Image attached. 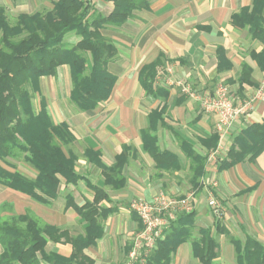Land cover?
Returning <instances> with one entry per match:
<instances>
[{
  "label": "crops",
  "instance_id": "obj_1",
  "mask_svg": "<svg viewBox=\"0 0 264 264\" xmlns=\"http://www.w3.org/2000/svg\"><path fill=\"white\" fill-rule=\"evenodd\" d=\"M98 1L103 5L101 10H96L94 2L97 1L91 0L95 11L108 15L111 2ZM53 2L51 0L52 5ZM147 3V8L134 11L121 26L100 29L116 48L114 59L107 64L116 82L106 101L93 109H78L70 99V68L66 64L59 65L54 75L38 78L36 98H32L33 109L37 112L42 101L53 124L68 125L75 139L67 149L77 156L75 170L79 178L73 183L61 178L57 197L48 202L34 200L0 183V218L30 211L70 237L83 236L87 222L74 208L67 206L66 200L71 197L76 205L82 206L94 198L91 185L101 187L109 201L101 200L98 205L114 211L101 220L102 235L82 252L93 264H123L130 238L140 226L139 218L129 209L130 200H149L158 191L172 195L177 183L186 179L182 184L189 185L194 193L191 200L194 222L189 238L170 253V264H201L193 251V242L200 240L199 230L203 228H211L217 241L218 254L211 264H234V246L225 234L215 233L214 218L204 196L208 186L216 183L215 194L224 206L221 223L229 235L241 240L250 236L264 244V150L252 161L218 169V160L226 155L233 137L253 122L264 120V95L255 100L245 116L232 124L222 141L220 153L214 154L217 145L209 146V138L216 134V116L203 112L197 102L182 95L175 85L159 83L157 85L167 93L148 95L140 82L139 72L143 66L159 59L160 64L174 66L169 75L171 81L180 78L203 88L209 81L225 80L234 99L250 97L264 78V69L252 53L260 52L264 45L253 39L246 28L231 23V14L249 5L250 1L147 0ZM14 4L24 6L27 0H0L6 14ZM52 5L42 11L17 8L15 16L45 12ZM68 33L69 37L74 36L70 43L78 41V35ZM87 63L90 64L89 53ZM244 66L250 68L252 85L240 83ZM145 133L153 136L156 147L168 153L172 160L158 158L162 164H157V159L145 147ZM93 152L104 166H111L119 155H125L126 162L120 172L124 183L121 187L105 183ZM194 156L205 158L200 187H194L192 182ZM231 205L237 210L233 221ZM46 250L67 258L72 253V245L64 239L49 240Z\"/></svg>",
  "mask_w": 264,
  "mask_h": 264
},
{
  "label": "trees",
  "instance_id": "obj_2",
  "mask_svg": "<svg viewBox=\"0 0 264 264\" xmlns=\"http://www.w3.org/2000/svg\"><path fill=\"white\" fill-rule=\"evenodd\" d=\"M106 1L112 4L108 15L97 13L91 0H54L51 9L19 14L12 22L0 6V183L34 200L48 202L57 197L61 178L66 183L79 178L75 170L77 156L67 149L75 139L68 125L53 124L42 101L37 112L33 109L32 98L38 88V78L54 75L59 65L66 64L70 68V99L78 109H93L106 101L116 82V76L107 69V64L116 55V48L100 29L121 26L134 15V11L148 6L147 0ZM249 1V5L231 14V23L246 28L253 39L264 45V0ZM68 32L78 35V41L63 42ZM252 57L264 69V47L260 52H253ZM160 62L158 59L147 64L139 72L145 92L153 97L167 93L155 83L156 66ZM239 80L240 83L254 84L248 66L243 67ZM217 142L218 136L213 134L209 146L215 147ZM145 147L157 159V164H162L158 158L172 160L168 153L156 147L155 138L147 133ZM263 150L264 120L253 122L233 137L226 155L218 160V169L252 161ZM93 153L105 183L121 187L124 183L120 172L126 162L125 155H119L111 166H104ZM19 159L35 169V177H27L11 163ZM194 159L192 182L194 187H200L199 177L204 173L205 158L194 156ZM91 189L94 191L93 200L82 206L76 205L71 197L66 200L67 206L74 208L87 222L83 236L70 237L65 231L36 218L30 211L0 218V264H93L83 255V248L102 235L101 220L114 209L98 205L101 200L109 201L101 187L91 185ZM194 215L193 207L189 212L177 214L163 230L164 237L156 241L155 250L144 258V263L170 264V253L189 238ZM213 225L215 233L225 234L230 239L237 264H264L263 243L250 236L243 240L230 236L219 219ZM199 231L201 237L193 242V251L201 264H211L218 254L217 241L211 228ZM62 239L72 245V253L67 258L46 250L49 240ZM141 258L143 256L137 258L135 264Z\"/></svg>",
  "mask_w": 264,
  "mask_h": 264
},
{
  "label": "built area",
  "instance_id": "obj_3",
  "mask_svg": "<svg viewBox=\"0 0 264 264\" xmlns=\"http://www.w3.org/2000/svg\"><path fill=\"white\" fill-rule=\"evenodd\" d=\"M174 71V66L170 64H159L156 66L155 83H163L164 85H175L182 95L197 102L198 106L205 113L213 114L216 116L215 132L218 136V144L213 150L214 154H219L222 148V141L228 134L231 126L239 118L245 116L254 105L257 98L264 95V78L260 81L259 89L257 93L244 100H237L231 96L227 85L218 84L214 90L201 94L196 89L192 88L190 82L177 78L175 81H171L169 75ZM214 184V183H212ZM208 193V204L213 208V212L216 213L219 209L218 200ZM169 197L164 193L158 192L155 197L146 202L143 199H137L132 201L131 207L136 213L137 217L143 224V230L138 234V238L135 242V247L130 254L135 255L136 249H139V256L136 259L143 256L144 258L156 247V241L163 237V230L167 229L170 221L174 220L177 214L182 212H189L192 209L190 207H184L181 210L168 214L167 218L160 216L161 213L166 212L167 209L173 204ZM216 215V214H214Z\"/></svg>",
  "mask_w": 264,
  "mask_h": 264
},
{
  "label": "rangeland",
  "instance_id": "obj_4",
  "mask_svg": "<svg viewBox=\"0 0 264 264\" xmlns=\"http://www.w3.org/2000/svg\"><path fill=\"white\" fill-rule=\"evenodd\" d=\"M97 2H94L95 3V7H96V10H101L102 8V3L99 2L98 0H96ZM52 5L51 3V0H27V4L24 5V6H17V4H14V6L11 7L10 11L7 13V17L8 19L12 22L16 19V16H15V13H16V9L19 8L21 10V8H24V7H27L28 9L31 10V8L33 9V11H42L48 7H50ZM71 34L68 33L64 39H63V42L65 43H69L70 44V40L72 41L74 39V36L72 35L71 37H69ZM68 37H69V40H68ZM67 41V42H66ZM192 85V88L193 89H196L197 91H199L201 94H206V92H210L212 90L215 89V87L218 85V84H223V85H227L228 86V82H226L225 80H218V81H209V83H205V87L203 88H199V87H196L198 85H194V83L191 81L190 83ZM259 85H260V82L258 84V87L257 89L255 90V92L253 93V95L251 94L250 97L254 96L256 93H257V90L259 89ZM229 88V87H228ZM36 98V94L33 95V99ZM246 98H249V96H244L242 97L241 99H237V100H244ZM200 108V107H199ZM203 111V110H202ZM12 161V160H11ZM17 169L24 175H26L27 177H30V178H33L35 177L36 175V171L33 167H31L29 164L25 163L23 160L19 159V160H13L12 161ZM80 168V167H79ZM79 171L81 172V170L79 169ZM87 171V170H86ZM85 172V171H84ZM184 181H187L186 179H181L179 183H177V188L176 190L173 192L172 195H168L169 197V200H171L172 202H174L169 209H167L166 212H163L160 214L161 217L163 218H167L168 214H173L174 212L179 211L181 210L182 208L184 207H190L192 206V203H191V200L193 199L194 197V193H193V190L189 187V185L185 186L183 185L182 183ZM214 181V180H213ZM213 183V182H212ZM210 184V183H209ZM163 189V188H162ZM216 183L214 184H210L207 188V194H205L204 196V201L206 202L207 206L210 208L211 210V217L214 218V221L216 220L215 217H217L220 222L221 220L224 219V206L221 202V200L216 196L215 192H216ZM164 190V189H163ZM212 193L217 200H218V203H219V209L216 213L213 212V208L208 204V193ZM159 192V191H158ZM156 195V194H155ZM152 196L151 199H143L144 201L146 202H149L151 201L154 197ZM235 198H233V196H231V201H234ZM132 201L134 200H137V198H133L131 199ZM130 200V202L128 203L129 205V209L131 211H134L131 207V203L132 201ZM135 213V212H134ZM234 213V214H233ZM237 213V210H235L234 208V205H231V221H233V219H235V215ZM136 214V213H135ZM216 214V215H214ZM140 221V220H139ZM212 224H214V222H212ZM139 229L136 230L134 233H133V236H131L130 240V248H129V251L127 253V256L125 257L124 261H123V264H135V262L137 261V259L135 257L139 256V249H136V252H135V255H131L130 252L132 251V249L135 247V242L138 238V234L143 230V224L142 222L140 221V224H139ZM77 230H78V227H75ZM250 235V234H249ZM136 248V247H135ZM235 263H236V260H235ZM234 263V264H235ZM137 264H145L144 263V260H141L139 261Z\"/></svg>",
  "mask_w": 264,
  "mask_h": 264
}]
</instances>
